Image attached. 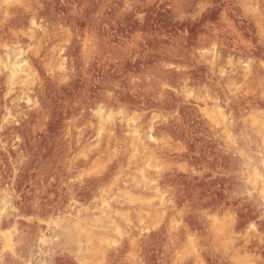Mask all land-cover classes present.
Returning a JSON list of instances; mask_svg holds the SVG:
<instances>
[{"label":"rangeland","instance_id":"374dc122","mask_svg":"<svg viewBox=\"0 0 264 264\" xmlns=\"http://www.w3.org/2000/svg\"><path fill=\"white\" fill-rule=\"evenodd\" d=\"M5 1L0 264L264 261V46L209 25L234 0Z\"/></svg>","mask_w":264,"mask_h":264},{"label":"clouds","instance_id":"9594fccd","mask_svg":"<svg viewBox=\"0 0 264 264\" xmlns=\"http://www.w3.org/2000/svg\"><path fill=\"white\" fill-rule=\"evenodd\" d=\"M153 2L154 0H144L142 5L141 0H121L118 14L121 10L124 13H133L134 18L142 24L146 16V12L143 10L144 5H151ZM160 3H164V0H160ZM167 7L173 13L176 22L183 24L185 21H189L195 24L204 17L208 9L212 7V4L210 0H191L190 7H185L183 0H169ZM234 9L239 10L241 22L246 21L256 30L254 33L256 40L255 43L252 42L256 49L258 46H264V0H245L243 11L238 6V0H234L230 6H225L220 10L219 23L209 25H216L217 28L223 27L221 24L222 12L232 19L233 16H237L236 11H233ZM209 25H205V27L208 28ZM258 32L260 39H257ZM183 35L184 37L188 36L186 28L183 29ZM260 264H264V261H260Z\"/></svg>","mask_w":264,"mask_h":264},{"label":"bare ground","instance_id":"6f19581e","mask_svg":"<svg viewBox=\"0 0 264 264\" xmlns=\"http://www.w3.org/2000/svg\"><path fill=\"white\" fill-rule=\"evenodd\" d=\"M6 1H7V0H6ZM6 1H5V2H6ZM5 2H4V3H5ZM19 61H20V60H19ZM15 63H16V61H15ZM15 63L12 64V65H15ZM19 64H20V63H19ZM26 64H27V63H26ZM26 64H24V65L26 66ZM21 65H22V64L17 65V66H14V68H13L12 70L10 69L11 72H12V75H15V72H20V71H22L23 69L25 70V68H24L25 66H24V65L21 66ZM248 66H249V65H248ZM22 67H23V68H22ZM8 69H9V68H8ZM10 70H8V71H10ZM253 72H254V71H253ZM18 74H20V73H18ZM18 82H19V81H18ZM15 88H16V87H15ZM229 92H231V91H229ZM241 104H242V102H241ZM241 104H240V105H241ZM100 119L102 120V118H100ZM101 120H100V121H101ZM254 126H255V125H254ZM259 128H260V127H259ZM254 130H255V128H254ZM255 131H256V130H255ZM261 131H262V130H260V132H261ZM257 132H259V130H258ZM261 194H262V193H261Z\"/></svg>","mask_w":264,"mask_h":264}]
</instances>
